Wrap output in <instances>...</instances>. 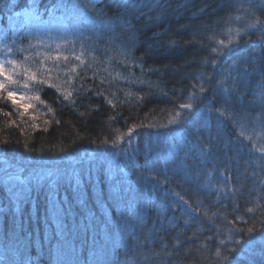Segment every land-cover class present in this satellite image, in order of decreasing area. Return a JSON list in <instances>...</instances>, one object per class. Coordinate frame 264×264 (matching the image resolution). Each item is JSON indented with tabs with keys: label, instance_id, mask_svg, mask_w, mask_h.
Masks as SVG:
<instances>
[{
	"label": "trees",
	"instance_id": "16d2710c",
	"mask_svg": "<svg viewBox=\"0 0 264 264\" xmlns=\"http://www.w3.org/2000/svg\"><path fill=\"white\" fill-rule=\"evenodd\" d=\"M256 2L0 0L26 51L59 15L84 35L80 60L0 89V264H264V168L221 111L264 123ZM204 119L209 141L172 137Z\"/></svg>",
	"mask_w": 264,
	"mask_h": 264
},
{
	"label": "rangeland",
	"instance_id": "374dc122",
	"mask_svg": "<svg viewBox=\"0 0 264 264\" xmlns=\"http://www.w3.org/2000/svg\"><path fill=\"white\" fill-rule=\"evenodd\" d=\"M256 1L259 5L264 3V0ZM80 10L84 12L85 7H80ZM50 21V23H39V29L37 28L38 31L36 30V35H34L36 41L41 46L42 44L45 45V47H43V55L39 53V50L42 47L37 50V44L35 47L37 51L27 50L28 52L20 45V37L25 34V30L23 29L26 28H24V26L17 28L14 31V35H11V37H7L2 34L4 37L0 40V63L4 64L5 74L10 75L12 80L17 81V83H8V85L6 82L5 87H16L20 81L25 82L26 77L24 76V69H28V65L35 59H39V61L47 68L57 70L61 66H65L67 64V60L75 62L77 60L76 57H80L81 52L78 51L79 49L74 47L72 38L75 37L77 43H79L81 42V36L84 35L81 34V31L78 29L71 30L68 28L71 25L69 23L78 22L79 17L77 15L67 17L59 15L52 18ZM241 35L242 34L239 33V39L241 38ZM229 41H231V43H229ZM238 44V39L235 37H228L224 47L230 50L232 48H237ZM12 46H14V48ZM49 57L52 59H49ZM56 57H59V59H55ZM64 57H67V60H65ZM8 60L15 61L16 67L14 68L13 65L8 64L6 62ZM0 82H5L4 75H0ZM11 92H13L11 100L19 104V107L24 111L27 110V97H25L21 92ZM221 111H223L229 122L236 128L238 134L241 135L243 132V135L241 136L255 147L257 151L255 166L257 168V172H261L264 168V151H261V149L264 148V123L262 122V116L252 115L249 121L250 117H243V115L238 116L237 112L229 111L226 107L221 108ZM190 123L189 129L185 130L183 133H179L180 131L177 133L174 132V134H172L174 136L172 137H176L178 140L182 141L191 140V144L198 139H203V136L207 138V141H209V137L207 136L210 124L209 121L204 119V121L196 120L195 122ZM175 124L177 125L179 123ZM170 136L171 135L165 133L160 137L159 141L166 142L172 138ZM148 143L149 141L145 139V148H147Z\"/></svg>",
	"mask_w": 264,
	"mask_h": 264
},
{
	"label": "snow or ice",
	"instance_id": "6c2138e0",
	"mask_svg": "<svg viewBox=\"0 0 264 264\" xmlns=\"http://www.w3.org/2000/svg\"><path fill=\"white\" fill-rule=\"evenodd\" d=\"M256 24H264V21H261L259 18L255 21V23H253L252 25H250V27H256ZM221 44H223V41H220ZM229 43H231V41H229ZM215 51V49H214ZM49 59H52L51 57H49ZM55 59H59V57H56ZM65 60H67V57H64ZM77 60H80V57H76ZM8 64H11L14 66V68L16 67V62L12 61V60H8L6 61ZM82 62V61H81ZM74 71V69H73ZM0 75H4L5 76V82H0V89H5V83H17V81H14L11 79L10 75H6L5 74V69H4V64L0 63ZM24 76L26 77L25 82H24V87L28 86V81L29 80H35L36 79V73L30 71L29 69L25 68L24 69ZM43 82V81H41ZM6 90V89H5ZM204 89L201 88V92H203ZM67 95H71V93H68ZM8 97L11 99L13 97V92H8ZM38 99V97H36ZM67 98V96H66ZM14 102V101H13ZM109 103H111V101H109ZM182 108H191L192 104L191 103H186V104H182L181 105ZM21 115H23V113H21ZM179 115V114H177ZM221 115H223V113H221ZM241 135H243V132L241 133ZM119 138V137H117ZM247 138V137H246ZM261 151H264V148L261 149ZM248 211H252V209H248ZM249 232L253 231V229H248Z\"/></svg>",
	"mask_w": 264,
	"mask_h": 264
}]
</instances>
